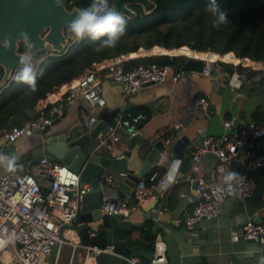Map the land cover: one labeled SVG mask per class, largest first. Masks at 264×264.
<instances>
[{"label": "built area", "instance_id": "1", "mask_svg": "<svg viewBox=\"0 0 264 264\" xmlns=\"http://www.w3.org/2000/svg\"><path fill=\"white\" fill-rule=\"evenodd\" d=\"M66 33L69 48H71L78 41L68 28ZM203 60L201 73L211 75L213 69H221L217 61H209L205 58ZM233 67L234 70L228 75L227 82L231 91L239 89L246 79L245 73L238 71V64H233ZM16 71L12 74L10 81L0 88V97L1 92L14 80ZM182 72L181 66L140 63L125 69L122 64H116L109 65L106 76L109 75L114 83L119 84L122 96L129 99L142 88L151 85L164 86L169 79L176 82ZM103 92L102 82L93 72L80 77L77 84L69 89L66 103L82 97L89 106V115L84 110L80 114L85 122L84 127L92 128L97 123L99 114L106 109ZM198 104L208 109L209 102L205 98L195 101V105ZM61 112V106H54L48 112L40 111L37 116L23 125L12 126L3 132L5 143L10 144L20 137H29L37 131H43L46 127L52 126L55 117ZM145 120L146 115L143 112L121 111L107 125L106 134L100 139L99 145L120 142L122 130H126L130 135L138 134ZM233 125V119L225 120L222 134L204 135L190 152L192 172L200 171L201 155H211L216 162L210 181L196 178L195 190L198 198L192 211L183 219L186 227H194L202 221L214 220L220 215L223 201L229 194L218 189L223 187L222 177L233 161L240 162L245 169L264 168V154H257L254 149V141L264 137V123L250 120L240 125L235 134H231L228 131ZM177 137L179 135L162 139L165 148L160 153L158 161L148 175L138 181L124 198L118 196L117 189L119 184L127 178L128 172L125 170L103 172L104 190L100 207L103 217L121 214L125 218L132 205L158 201L174 182V178L169 177L166 171L160 174L159 169H166L171 165V157L166 154V151L170 148L173 139ZM240 175L244 177V181L238 185L236 193L245 199L252 197L256 188L255 184L245 173ZM85 191L84 186L81 187L77 172L46 156L32 163L29 171L17 169L15 172L5 170L0 173V258L8 251L16 264H41L56 248L59 249L64 244L77 245L85 249V258H95L101 252H111V246L101 250L80 245L74 221L80 212L81 196ZM70 232L76 234L79 242L73 240L74 237ZM230 239L235 242L241 239L254 241L260 246V254L264 255V220L260 223H247L243 226L241 234L235 230L232 231ZM152 253L153 257L148 262H143L140 256L133 255L121 256V260L123 264H181L168 260L166 245L161 240L154 242Z\"/></svg>", "mask_w": 264, "mask_h": 264}, {"label": "crops", "instance_id": "2", "mask_svg": "<svg viewBox=\"0 0 264 264\" xmlns=\"http://www.w3.org/2000/svg\"><path fill=\"white\" fill-rule=\"evenodd\" d=\"M152 51L159 53L160 48ZM208 53H199L200 55L196 58H207ZM211 56L215 61V56ZM50 57L55 56L47 52L39 57L37 63H42V59ZM228 75L223 68L218 69V74L215 75L182 72L176 82L169 79L164 86L151 85L142 88L129 99L122 96L121 86L114 83L109 75H105L101 82L106 109L120 108L124 112V106L127 103L128 110L141 108L140 111L146 115V120L140 128V133L146 139L154 142L167 137L186 135L190 142L185 154L191 157L190 152L192 148H195V143L200 142L201 137L209 134L220 135L224 132L225 120L233 119L234 121L233 127L228 131L231 134H235L240 125L254 120V113L261 120L260 122L264 123V86L260 87L257 84L260 82L264 85V68H255L253 73L248 74L249 77L245 79L243 85L234 91H231L228 86ZM201 98L209 102L208 109L199 104L195 105V101ZM66 107H68L66 117L61 120L59 128L56 129L55 126L50 128L51 133L65 132L72 119L76 120L75 126L84 127L85 122L80 114L82 110L90 114L85 100L78 97L73 102H67L65 106H61V111ZM42 134V131H37L32 136L20 137L24 138L23 141H19V138L13 143L6 144L0 133V152L16 154L19 157L17 163L22 165V168L18 169L29 171V160L40 146ZM175 141L176 138L166 151V154L171 157V165L166 167V173L174 178V182L161 195L153 209L148 210V207L154 201L130 207L129 214L123 218V221H127L131 228L136 227L137 230L133 232V236L128 237L127 244L140 245L144 248L141 242L149 243L145 232L150 226L154 240L165 243L166 255L170 262L181 264H234L235 261L239 264L258 263L261 256L258 243L242 239L235 242L230 239V234L234 230L241 234L243 226L247 223H260L264 220V168L245 169L240 162L233 161L228 171L245 173L256 186L253 196L245 199L237 193L229 195L223 201L222 211L216 219L202 221L194 227H186L183 219L192 211L198 198L196 190L191 189V182L196 178L210 181L216 160L211 155H201L200 171L190 170L188 174L181 175V161L173 158L172 154ZM24 145L25 150L21 151ZM106 146L105 153L115 148L117 153L114 155H119V152L125 148L126 142L122 137L120 142H108ZM254 149L257 154H264V137L254 141ZM4 171L5 169L0 167V173ZM84 188L87 190L88 185H84ZM70 234L74 237V241H78L74 232ZM80 245H82L81 242ZM84 251L85 249L77 245L64 244L59 249L56 248L41 264H97L94 258H85ZM248 252L254 254L249 256ZM142 259L143 262L149 261ZM0 264L16 263L12 254L7 251L1 256Z\"/></svg>", "mask_w": 264, "mask_h": 264}, {"label": "trees", "instance_id": "3", "mask_svg": "<svg viewBox=\"0 0 264 264\" xmlns=\"http://www.w3.org/2000/svg\"><path fill=\"white\" fill-rule=\"evenodd\" d=\"M91 2L67 0L66 7L82 9ZM150 2L149 8L133 5V13L124 15L125 34L115 48L96 51L100 42L86 37L74 44L65 56L47 58L39 65L36 91H31L26 84L11 81L0 97L1 135L14 125H23L40 111L65 106L69 89L80 77L93 72L102 80L109 65L122 64L125 69L140 63L180 67L187 57L209 52L207 55H214L217 64L228 74L234 70L231 64H238V71L243 73H253V70L240 65L264 68V0H217L228 14V22L219 28L213 27V17L205 11L209 0ZM109 5L115 7V0H109ZM155 48H160L159 53H153ZM19 51H25L24 45L19 46ZM257 84L264 86L260 82ZM140 110L129 111L142 112ZM253 117L261 121L256 113ZM159 171L163 174L166 169ZM136 230V227L131 228L129 238ZM145 233L149 243L141 244L146 250H153L155 240L150 226Z\"/></svg>", "mask_w": 264, "mask_h": 264}, {"label": "water", "instance_id": "4", "mask_svg": "<svg viewBox=\"0 0 264 264\" xmlns=\"http://www.w3.org/2000/svg\"><path fill=\"white\" fill-rule=\"evenodd\" d=\"M66 1L61 0L58 6L56 0H0V44L4 41L10 42L8 48L0 46V88L10 81L12 74L19 67L20 56L26 51L21 33L27 34L34 45L33 66L37 70L41 64L37 63L41 55L49 52L51 55L63 57L68 54L70 48L67 26L80 9L75 6L68 9ZM150 4V0H115V8L123 16L133 13L130 9L133 5H142L146 9ZM20 45H24L25 51H19ZM203 64L204 60L201 58L187 57L181 64V70L184 73H201ZM215 74H218L217 69L211 71V75ZM128 106L127 103L123 111H128ZM67 108L55 117L52 126L66 117ZM120 113V108L104 109L99 114L97 123L90 129L72 126L63 133L53 134L50 132L52 126L46 127L42 131L40 146L29 160V166L43 156L57 160L79 174L81 187L88 185L81 196L80 212L74 223L83 246L101 250L111 246V252H101L95 256L97 264H123L121 256H140L148 260L153 257L152 252L146 251L140 245L127 244L131 225L123 221V215L103 217L100 211L104 190L103 172L129 171L127 178L117 189L118 196L124 198L138 181L148 175L165 148L162 140L151 142L141 133L130 135L126 130H122L125 148L119 155H114L117 153L115 148L105 153L107 146L99 145V141L106 134L107 125ZM189 142V138L182 135L173 144V158L181 161V175L188 174L191 170V157L185 154ZM196 187L197 180H193L191 189ZM156 203L157 200L148 210L153 209ZM234 264L239 263L235 261Z\"/></svg>", "mask_w": 264, "mask_h": 264}, {"label": "clouds", "instance_id": "5", "mask_svg": "<svg viewBox=\"0 0 264 264\" xmlns=\"http://www.w3.org/2000/svg\"><path fill=\"white\" fill-rule=\"evenodd\" d=\"M58 6L61 0H56ZM205 11L213 17V27L219 28L228 22V14L224 11L217 0H209ZM127 21L123 14L115 7L109 5V0H92L89 6L79 10L72 22L67 26L68 31L75 37L76 41H82L86 37L93 42H100L96 51L102 48H115L121 37L125 34ZM21 39L25 42L26 51L19 58V67L14 80L17 83L26 84L31 91H36L37 69L33 66L34 45L25 33H21ZM0 46L8 48L9 41H4ZM19 157L16 154H5L0 152V167L8 172H15L22 165L18 164ZM244 181L236 171H227L222 177V188L229 195L236 193L237 187ZM248 252L247 255H253ZM258 264H264V255H261Z\"/></svg>", "mask_w": 264, "mask_h": 264}, {"label": "rangeland", "instance_id": "6", "mask_svg": "<svg viewBox=\"0 0 264 264\" xmlns=\"http://www.w3.org/2000/svg\"><path fill=\"white\" fill-rule=\"evenodd\" d=\"M142 6V5H141ZM142 7H144V6H142ZM130 9L132 10V6L130 7ZM147 9V8H146ZM148 12V11H147ZM158 52H155L154 54H157ZM216 61H218V60H216ZM36 63V62H35ZM226 64H229V63H226ZM231 65H233V64H231ZM241 66V65H240ZM243 66H245V68H248V69H251V70H254L255 68H252V67H250V66H247V65H243ZM245 73V75H246V78H248L249 77V72H244ZM74 124H76V120H71V123L67 126V128H69V127H72V126H75ZM60 125H61V122H59L58 124H55L54 126L56 127V129H57V127L59 128L60 127ZM67 128H66V130H67ZM56 129H54V131L56 130ZM65 130V131H66ZM50 132H51V130H50ZM23 139L24 138H20V140L19 141H23ZM33 139H35V140H38V138H36V137H33ZM40 141V140H39ZM25 150V145H24V148L22 147L21 148V151H24Z\"/></svg>", "mask_w": 264, "mask_h": 264}, {"label": "bare ground", "instance_id": "7", "mask_svg": "<svg viewBox=\"0 0 264 264\" xmlns=\"http://www.w3.org/2000/svg\"><path fill=\"white\" fill-rule=\"evenodd\" d=\"M205 59H207V60H209V61H214V57L213 56H211V55H209V57H207V58H205ZM140 133V132H139ZM177 139V138H176ZM13 257V256H12Z\"/></svg>", "mask_w": 264, "mask_h": 264}]
</instances>
